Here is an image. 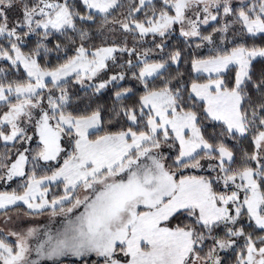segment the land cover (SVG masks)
Instances as JSON below:
<instances>
[{
    "label": "snow or ice",
    "instance_id": "6c2138e0",
    "mask_svg": "<svg viewBox=\"0 0 264 264\" xmlns=\"http://www.w3.org/2000/svg\"><path fill=\"white\" fill-rule=\"evenodd\" d=\"M0 264H264V0H0Z\"/></svg>",
    "mask_w": 264,
    "mask_h": 264
}]
</instances>
